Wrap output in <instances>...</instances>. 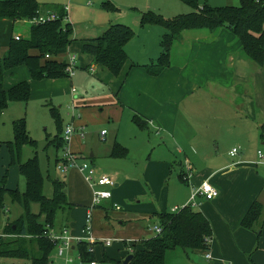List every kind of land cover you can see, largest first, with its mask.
<instances>
[{"label": "crops", "instance_id": "crops-1", "mask_svg": "<svg viewBox=\"0 0 264 264\" xmlns=\"http://www.w3.org/2000/svg\"><path fill=\"white\" fill-rule=\"evenodd\" d=\"M60 2L56 6H47L37 1L41 12L54 11V8L65 10V5ZM141 14L135 17L139 26ZM117 22L102 27L95 37L77 39L73 36V25L68 21L72 28L73 42L57 58L65 62L74 56L77 70L97 72L99 76L100 82L96 85L100 88L97 91L75 97L78 112L74 114L73 111L70 123L63 128L64 131L71 126L74 130L65 148L77 156L78 162L90 163L95 178L107 176L116 181L112 198L93 212V238L99 241L110 240L111 244L118 241L120 245L121 242L132 243L151 238L155 234L147 235V230L154 232L157 214L167 211L166 206H172L171 211L186 205L191 191L203 182H208L218 191V197L212 201L197 200L199 206L196 210L206 217L212 229L210 259L205 258V253H200L201 258L206 264H226L225 260H228V264H264L262 191L258 187L253 188L245 173L237 181H232L231 173L245 165L239 156L228 163L226 159H218V154L209 157L203 147L205 140L218 132L219 125H228L225 132L231 136H234L231 130L235 132L238 125L248 130L250 136L257 135L255 128L264 125V110L256 108L259 96L264 97V63L258 66L245 58L240 43L228 30L220 29L213 34L206 30L200 35L190 33L198 30H187L175 41L180 47L175 62H171V48L169 65L158 76L149 75L146 68L158 64L157 54L160 51L151 47L140 48L141 44L134 50L131 46L133 42L129 41L124 47L128 60L120 74L114 77L103 66L94 64L93 58L83 52V45L104 34L111 26L123 25ZM21 23L0 21V58L14 37H23ZM166 32L165 29L161 37ZM144 42L148 43L147 40ZM59 80L63 79L33 81L26 67L19 66L4 73L3 88L8 90L26 81L30 85L31 98L48 100L68 93L67 87L60 90ZM198 110L200 117L191 122L190 115ZM134 117L142 125H136ZM192 124L196 127L193 128ZM99 125L112 126L113 137L107 140L108 131L101 128L100 133L105 131L104 136L100 135L104 144L93 150L91 147L87 149V143L83 141L84 131ZM47 140L50 139L46 135V143ZM11 141L8 139L1 144L7 149L6 143ZM171 143L175 144L174 147ZM115 144L126 150L119 158L110 155ZM235 148L232 147L223 157L235 158L230 156V151ZM130 157L133 158L131 164L128 162ZM207 162L210 164L208 167ZM172 163L183 172V181L176 176L177 184L173 182L175 178L170 173ZM69 170L64 172L67 173L64 183L71 209L59 217V221H64L54 229L59 231L67 228L72 236L78 237L82 236L85 211L91 203V189L76 169ZM155 172L159 180L166 179L167 184L171 185L165 196L162 193L159 196L160 202L156 200L155 185L149 184L148 174ZM128 175H132L131 178ZM143 182L148 191L142 188ZM129 186L133 190L127 194ZM18 190H21L20 187ZM132 200L136 201L137 206L124 203ZM254 201L262 206V216L250 231L242 228L240 223ZM114 204L124 205L127 209L114 210ZM3 218H6L5 224L10 221L7 217ZM110 246L102 242L95 245L94 261L100 263L105 248ZM97 249L102 250L100 258L96 257ZM117 251L120 252L119 249ZM124 251L123 248L118 257L112 254L110 258H121ZM52 255L56 264H78L76 261L88 264L81 261L75 246L61 257L56 256L55 251Z\"/></svg>", "mask_w": 264, "mask_h": 264}, {"label": "trees", "instance_id": "trees-1", "mask_svg": "<svg viewBox=\"0 0 264 264\" xmlns=\"http://www.w3.org/2000/svg\"><path fill=\"white\" fill-rule=\"evenodd\" d=\"M187 4L191 11L186 15L173 19H163L150 12L142 13L140 26L161 25L166 29L160 41L161 54L156 66L147 67L151 76H158L169 65V54L175 41L185 30L205 29L212 34L220 29L231 32L240 43L241 53L245 58L262 66L264 63V0H239V7H211L200 0H180ZM108 6V3H104ZM40 12L36 0H0V21L21 22L31 19ZM59 19L46 24L28 26V36L11 40L7 51L0 58V115L10 102L27 103L30 97L28 82H20L8 90L3 88L4 73L10 69L24 66L33 81L57 80L68 77L65 73V62L57 58L66 52L73 42L72 28L68 22H63L64 9L54 8ZM134 32L126 25H113L104 34L83 45V52L93 58L94 64L106 68L117 77L128 57L124 51L125 45L132 39ZM46 55L48 58H46ZM50 115L55 121L58 134L47 140V146H52L55 152L63 151L65 142L62 138L61 121L58 111L50 109ZM136 125L141 121L134 117ZM13 140L6 143L10 156V166H15L25 181V190L8 189L5 187V176L0 182V218L6 216L5 197L12 204L21 208L20 215L13 223L6 222L3 235L0 236V260H15L26 264H50V256L55 249L49 239L48 232L54 229L64 219L58 218L66 210L71 209L65 193L63 180H50L52 193L47 198L43 194L44 177L36 155V142L29 136L24 119L14 121ZM261 138L264 139V125L260 126ZM28 145L35 150L33 157L21 161V149ZM126 153L120 145L115 144L111 156L119 158ZM56 164L61 158L56 157ZM180 179L183 181L182 176ZM38 211L34 213L32 206ZM262 216V206L254 201L241 220L240 226L253 230ZM161 233L138 242H121L126 254L121 259H112L102 255V264H122L129 255V264H165V255L169 251L181 249L187 255L190 253H209L212 229L206 217L189 206L176 213H159L156 215ZM262 226V223H260ZM261 229V228H260ZM209 241V242H207ZM83 263L94 261V251L89 252L88 244L82 242L76 246Z\"/></svg>", "mask_w": 264, "mask_h": 264}, {"label": "rangeland", "instance_id": "rangeland-1", "mask_svg": "<svg viewBox=\"0 0 264 264\" xmlns=\"http://www.w3.org/2000/svg\"><path fill=\"white\" fill-rule=\"evenodd\" d=\"M41 5L47 6H56L60 3L65 5L67 10L68 21L73 25V36L77 39L81 38H92L98 35L101 31L100 29L104 26L109 25L110 23H118L120 21L123 25L131 26L134 32L133 40H130L132 43V48H136L140 45L145 48H154L156 51H160L157 55L161 54L160 40L162 32L165 30L161 25H145L139 26L137 19L138 14L140 13H152L154 15L161 16L163 19H173L182 15L190 13V7L180 0H37ZM205 2L211 7H239V0H200V3ZM104 3H108V7H105ZM22 24V23H21ZM143 28V30H142ZM187 31V30H185ZM206 32L205 29H198V31L190 32L191 34H199ZM21 33L23 37L28 36V26L26 24L21 25ZM188 33V34H190ZM21 37V36H20ZM147 42H144L146 40ZM180 47L178 43L174 42L172 51L173 57H171V62H175V55L179 53ZM129 54L131 55L130 51ZM178 55V54H177ZM75 75V76H74ZM74 77L72 76L73 84L70 85L69 77L62 78L59 80L60 90L64 87L68 88L67 94H62L61 96L51 97L48 100H38L36 98L29 97L27 103L23 102H10L7 111L3 116H0V182L5 176V187L8 189H15L20 187V192L25 190V181L23 177L19 174L18 169L15 166L10 165L9 153L8 150L1 144L4 141L13 140V127L12 124L14 121L24 119L26 124V129L30 134V137L36 142V155L39 161V167L44 177L43 184V194L45 197L50 198L52 193V188L50 180L52 179L65 180L66 174L61 172L57 167L61 163L56 164V157L62 158L63 151L55 152L53 147H47L46 135L51 140V137L58 134L55 121L50 115V109L54 108L58 111L60 115L61 128L63 129L67 123H70V117L74 111L78 112V107L76 106V98L78 96H83L89 92H95L100 87L96 84L99 83V76L96 73H91L86 70H77L75 69ZM74 90V92H72ZM79 100V99H78ZM258 100V109L262 108L264 110V97L259 96ZM220 107V106H219ZM221 108V107H220ZM200 117L199 110L197 113L190 115V121H194ZM192 127H196L195 124H192ZM106 129L108 131L107 140L112 139L113 132L112 126L109 125H99L95 126L93 129H87L85 132V137L83 141L87 143L88 148L91 147L93 150L98 146L104 144L103 140L100 138V131ZM218 132L211 136L209 139L204 142V149L209 157L210 155L214 156L219 155L220 160H227L228 163H232L236 158L242 160V163L245 165L239 166L236 172L231 173L232 181H237L238 177H243V174H247L246 178L253 184V188L258 187L262 191V198L264 196V139L261 138V132L259 128L256 129L255 136H250L248 130H245L243 126L238 125L235 129L231 130L234 136L225 132L228 128V125L222 126L219 125ZM254 128V127H252ZM258 130V131H257ZM254 134L255 131L253 130ZM63 134V132H62ZM51 136V137H50ZM231 136V137H227ZM166 139V138H165ZM168 141V139H166ZM129 143V142H128ZM132 143V142H130ZM131 145V144H130ZM175 144L171 143V146L174 147ZM196 145V143H195ZM236 147L238 149V154L235 158L223 157L228 151ZM198 148H200L198 146ZM235 148V149H236ZM218 149V150H217ZM258 152L261 156H258ZM35 150L28 145H25L21 149V161H26L33 157ZM87 155L89 152H86ZM133 158L130 157L129 163H132ZM78 162V161H77ZM80 164V162H78ZM90 164V163H88ZM91 165V164H90ZM210 166L207 162V167ZM74 169V168H72ZM173 170L175 173H173ZM70 171V170H69ZM169 171V170H168ZM172 178H175L177 184L176 176L180 179L182 176L180 167L172 163V169L170 171ZM160 174V171H159ZM131 178L132 175H128ZM150 177L149 184L155 185L154 189L157 193V202H160L159 196H165L170 190V183L167 184V180H159L157 173H149ZM155 177V181L154 180ZM84 179V178H83ZM113 179V178H112ZM114 180V179H113ZM181 180V179H180ZM116 182V181H115ZM142 188L148 191L145 185V182L142 183ZM182 187V185H181ZM113 189V188H112ZM111 189V193H112ZM115 190V189H113ZM131 186L127 187L126 193L130 194L132 192ZM234 191V190H232ZM237 191V189H236ZM191 195V194H190ZM165 202V199H162ZM6 203V216L10 223L19 216L21 213V208L10 202V199L5 197ZM129 205L137 206L136 201L132 200L131 202H124ZM157 203H155L156 205ZM171 205V204H169ZM161 206V204L159 205ZM119 210H126L127 207L124 205L118 204ZM154 207V206H153ZM172 206H166L165 209H168L166 212L170 213ZM32 211L36 213L38 207L36 205L32 206ZM163 211V213H166ZM57 214V219L59 221ZM6 218H0V236L3 235V229L5 227ZM147 235H153L154 232L147 230ZM123 250L122 244L119 242H112L110 247L105 248L106 257H110L112 254L118 257L119 253ZM125 250V249H124ZM127 251V250H126ZM126 251L122 253L121 258L126 254ZM66 253V252H65ZM102 250L97 249L96 257L100 258ZM202 252H196L195 254H186L181 249H176L174 251H169L166 253V263L165 264H206L205 261L201 258ZM118 258V259H121ZM65 259V258H63ZM53 263H52V261ZM54 256H50V264H56L54 261ZM79 264V262L76 261ZM225 263L228 264V260H225ZM0 264H26L20 263L15 260H0Z\"/></svg>", "mask_w": 264, "mask_h": 264}, {"label": "built area", "instance_id": "built-area-1", "mask_svg": "<svg viewBox=\"0 0 264 264\" xmlns=\"http://www.w3.org/2000/svg\"><path fill=\"white\" fill-rule=\"evenodd\" d=\"M65 16H63L62 21L68 22L67 18V10L65 9ZM58 14L53 11H45V12H38L37 15L31 19H25L21 22L23 24L32 26V25H41L46 24L49 22H54L58 20ZM15 40H19V36L14 37ZM46 58L48 56L46 55ZM65 73L69 78H71L74 75L75 69H76V58L74 56H70L65 61ZM74 92V90H72ZM74 134V130L71 126H68L64 129L62 138L65 142V145H67L72 136ZM101 136L105 135V131H102L100 133ZM237 155V149H232L230 151V156L234 157ZM258 156L260 157L261 154L258 153ZM78 158L76 155L72 154L67 150V148L64 147L63 149V155L61 158V163L58 165V169L61 172H66L69 169H76L84 178V180L87 182L91 189V203L89 207L85 211L84 216V226L82 228V236H72L67 228H62L59 231H55L53 229H50L48 232L49 239L54 243L55 245V254L58 257H61L65 254V252L72 249V247H76L78 244L82 242H86L89 246L88 250L89 252H93V247L97 245L98 243L102 242L105 246H110L111 241H99L93 238L92 231H93V212L97 208L100 207V205L108 201L112 198L111 189L114 187L115 182L111 177L107 176H101L99 178H95L94 169L88 162H82L78 163ZM218 197V191L208 182H203L199 187L193 189L191 191V195L189 198V201L186 205L182 207H175L171 210V213H176L180 209L189 206L193 209H196L199 204L197 202L198 199H202L204 201H212L215 198ZM114 210H119V207L114 204L113 205ZM153 231L155 235H158L161 233V228L157 225L153 227ZM209 242V241H207ZM206 259H210V254H205ZM88 264H100L96 261H91Z\"/></svg>", "mask_w": 264, "mask_h": 264}, {"label": "water", "instance_id": "water-1", "mask_svg": "<svg viewBox=\"0 0 264 264\" xmlns=\"http://www.w3.org/2000/svg\"><path fill=\"white\" fill-rule=\"evenodd\" d=\"M132 259V256L129 255L127 256L123 261H122V264H129L130 260Z\"/></svg>", "mask_w": 264, "mask_h": 264}]
</instances>
